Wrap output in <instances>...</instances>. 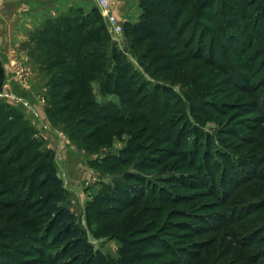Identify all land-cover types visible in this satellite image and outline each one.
Returning a JSON list of instances; mask_svg holds the SVG:
<instances>
[{
    "label": "trees",
    "instance_id": "trees-1",
    "mask_svg": "<svg viewBox=\"0 0 264 264\" xmlns=\"http://www.w3.org/2000/svg\"><path fill=\"white\" fill-rule=\"evenodd\" d=\"M137 5V19L124 21L122 31L143 74L132 69L115 46L104 50L106 31L95 6L71 7L47 17L31 40L48 53L45 68H59L49 79L50 92L58 99L54 111L70 113L69 105L77 97L82 119L87 117L80 124H97L94 133L80 134L83 144L95 132L117 124L131 131L130 145H125L130 156L140 146L139 141L133 144L135 140L150 142L154 148L167 143L161 157L136 161L138 170L126 174L133 185L113 181L95 193L86 210L89 223L106 231L115 220L113 214L94 221L97 212L91 206L98 200L112 206L118 201L115 216L133 202L153 201L152 208L147 205L151 213L142 226L134 227L132 237H122L125 245L117 257L96 248L68 205L69 194L52 154L42 151L23 115L0 101V264H264V248L251 255L238 251L226 263L216 261L214 249L202 255L214 240L219 239L220 247L224 243L216 231L214 237L189 246L158 234L161 224L155 233L151 231L155 220L172 215L167 207L180 197L178 187L201 188L217 199L211 204L218 209L200 214L201 227L186 235L220 227L226 229L221 233L236 234L232 241L243 248L264 243V198L239 193L240 189L251 193L248 184L253 180L256 190V182L264 185V0H138ZM134 80L138 82L133 89ZM93 84L115 100L98 102ZM143 87L149 88L147 101L137 97ZM230 109L253 113L246 121L256 123L248 127L247 135H238L235 127L203 129L202 123ZM228 121L236 118L230 116ZM119 152L91 165L107 171L113 164L130 162ZM14 206L27 210L18 221L15 209L9 212ZM177 224L188 225L183 221L173 226ZM232 227L250 228L239 233ZM141 244L151 249L138 253ZM161 254L171 258L155 259Z\"/></svg>",
    "mask_w": 264,
    "mask_h": 264
},
{
    "label": "rangeland",
    "instance_id": "rangeland-1",
    "mask_svg": "<svg viewBox=\"0 0 264 264\" xmlns=\"http://www.w3.org/2000/svg\"><path fill=\"white\" fill-rule=\"evenodd\" d=\"M137 4L138 0L110 1V13L113 14L120 23L121 34L119 36L111 34L107 31L104 25L106 31V35H104V38H106L107 41L104 50L109 52L111 48L115 46L120 52L123 53L125 58H127L129 63L131 64L132 69H135L136 71L142 73V69L137 65V60L132 55V51H130L127 39L123 35L122 23L127 20L121 19L117 12L118 6H125V9L130 8L132 10V12H130L132 13V17L128 19V21H135L140 12ZM47 17L49 16H46L41 20V24ZM38 22V19L33 20L30 23V26L32 28L29 26L31 29L29 28L28 32L25 31L26 29H28V27H25L26 29H23V35L27 33V43L23 44L24 39H21L18 40L19 43H11L7 47V52L3 50L0 51V56L2 55L4 64H6L8 67V73L7 71L5 72V81L7 82V84L6 87H4L3 93L0 94V101L3 102L5 106L7 105L9 108H11L9 110L21 113L23 115L24 120L32 128L33 135L40 141V147L42 151L48 150L50 156L52 154L56 171L62 177L64 186L66 187L69 194V207L75 213L80 223L87 229L88 237L93 245L103 251V253L107 254V256L115 258L119 253V247L125 245L121 240L122 237H132L131 231L134 229V227L142 226V220L147 217L146 215L151 213V211L147 209V205H150L152 208L155 202H145L143 200L133 202L132 205L124 213L117 214L115 216L117 211L115 206L118 205L117 200V204L114 203L113 206L108 202L98 200L97 204H93L91 206L93 210L97 212L95 213L94 217L95 222L104 221L110 215L112 216L114 214L112 218H115V220L111 222L108 228L105 227L106 231H104L103 226H101L102 231L98 227L96 230V225H93V223H89V218L86 214L88 204L91 203V200L94 199L95 193L98 192V190H100L102 187H105V183L111 184L116 182L120 185H125V183L128 182L129 184L134 183L127 179L126 174L128 173V171H136V169L138 170L136 161L141 157L151 158L152 155L153 157H161L160 155L163 154L165 147H167V143L159 144V148H154V146L150 142H146L144 140H135L133 144L136 141H139L137 143L140 146L136 147V154H132L130 156L126 153L128 149L125 145H130L129 141L132 140V135L130 133L131 131H127V129H125L126 126L117 124L114 128L106 127L99 130L98 132H95V134L90 136L88 142L86 144H83L81 140L84 135L80 134H85L87 133V131H89V133H94L93 130L97 127V124H92L91 126L80 124L79 120L86 121L85 118L87 117L82 119V117L85 115L82 112L81 106L78 105L79 100L77 99V97H75L69 105V111H71L70 113L58 115L56 113V110L54 111V104L56 101H58V99H56L50 92L49 79L53 74L58 73L59 68L58 66L57 68H53L52 70H48L49 68H45L50 62V58H47L49 57L48 53L44 52V50L35 48V44L31 40L32 34L34 36V33L36 32L38 27L41 26V24L39 26H36ZM19 44H21V47L19 46ZM18 47H20V50H18ZM52 51L54 52V50ZM25 54L32 59L24 57ZM35 65L38 68L39 73L37 71L32 73V68L35 67ZM21 70H24L23 74H25L26 72L28 75H24V77H21ZM143 76L148 79L146 74H144ZM134 82L135 84L133 85V89L136 88V84L138 81L134 80ZM93 87L95 90V97L98 102L102 103L108 100H115L114 95H104L102 91L99 92V90H97L98 86L96 87V84H93ZM173 88L174 90L178 91L177 86H174ZM75 90L76 94L78 90ZM55 92L59 94V91ZM65 92L66 90H63L62 94ZM146 92H149V88L147 89V87H143L142 91L137 95V97L141 98L144 101H147L148 96L146 95ZM147 105L149 106V101ZM10 114L11 112H9V115ZM223 114L224 115H221L220 117L215 116V120L212 122L206 121L202 123L203 129L209 132H214L217 129H232L233 127H235V129H237L238 135L245 136L249 133L248 127L256 123L246 121L251 118V116H253V113L243 114L240 109H230L228 110V112H225ZM230 116L236 118V121H228V118ZM239 120H241L242 122H240ZM190 122L193 121L190 120ZM233 142L236 141L233 140ZM123 147L126 148V150L122 151L124 149ZM170 149L172 148L169 146L167 151H170ZM262 151H264V149ZM117 152H122V154H124L126 158L130 157V162H124L120 165L113 164V166H111L112 169H108L107 171L97 169L91 165L92 161L101 160L102 158H104V156L116 154ZM175 158L176 155L172 156L170 161L174 160ZM163 168H168V166H162V170ZM155 171V174H161L158 170ZM125 179H127V182L125 181ZM255 181L256 180H253V182H250L248 184L249 188H251V193H244L241 189L239 190V193L241 192V194L245 196L251 198L253 197V199H257L260 197L263 199L264 185L256 182V190ZM178 193H180L179 195L181 198L179 197L175 202L168 203L167 209L170 210L172 215L167 217L166 219V214H164L162 218H160L159 220H155V223L152 224L153 228H151V231H156V229L159 227V224H161V232H158V230L156 232L158 234H163L162 236L165 237V239L169 238L177 245L182 246L194 245L199 241L210 239V237H214V233L217 232L219 235H221L216 238L222 239L224 243L220 247V244L218 242L219 239L214 240L212 244H209L202 249V255L206 256L208 254L207 251H211L212 249H214L217 251L216 261H221L224 263H226V261L232 255H236L238 251H241L242 253L243 250L244 255H251L253 252L260 251L264 248V243L261 242L255 243L251 247L250 245H247L246 248H243L242 246H239L237 240H235V242L232 241L235 236L237 237L236 234L226 235L224 234L226 229L224 228L225 230H219L220 227L218 228V230L206 229L205 231H199L192 236L186 235L187 233L192 234L193 232H195L193 231L195 229H192L193 227H201V223L203 222L199 221L200 214L215 212L218 209V206L213 207L214 204H211L216 203L217 199L214 196L209 195L201 188L182 189L178 187ZM5 196L9 200L12 199L11 193H7L5 194ZM14 209L15 221H18L19 219L23 218L25 214H27V210L23 208L20 210L15 206L14 208H11L9 212L13 211ZM177 211H181L182 214L178 216ZM184 214H188L190 215V217L181 216ZM183 221L186 222L189 227L188 225L180 226L178 224L177 227L173 226V224ZM249 228L250 227H232L233 230L239 229V233H244ZM220 231H223L224 233L222 232V234ZM94 232L97 233V235ZM164 233H166L167 236H165ZM134 237L137 238L138 235ZM141 246L143 247H140L141 250H138V253H142L145 249H151L147 246V244H141ZM162 258L170 259L171 257L164 254L155 257V259ZM20 259L21 256L19 260Z\"/></svg>",
    "mask_w": 264,
    "mask_h": 264
},
{
    "label": "crops",
    "instance_id": "crops-1",
    "mask_svg": "<svg viewBox=\"0 0 264 264\" xmlns=\"http://www.w3.org/2000/svg\"><path fill=\"white\" fill-rule=\"evenodd\" d=\"M92 6L93 4L90 0H0V51L7 52V47L11 43H19L18 40L21 39L25 40H23V44L27 43V33L23 35V29L28 27L25 30L28 32L31 27L30 23L35 19L39 20L38 24H36V26H39L41 20L46 16H58L66 13L71 7H81L84 10H88ZM117 12L123 20H128L132 17V13H130L132 10L130 8L125 9V6H118ZM19 46L21 47V44ZM20 47H18V50H20ZM24 57L32 59L26 54ZM0 59L5 72L7 71L8 73V67L4 64L2 55ZM35 71L38 72L36 65L32 68V73Z\"/></svg>",
    "mask_w": 264,
    "mask_h": 264
},
{
    "label": "built area",
    "instance_id": "built-area-1",
    "mask_svg": "<svg viewBox=\"0 0 264 264\" xmlns=\"http://www.w3.org/2000/svg\"><path fill=\"white\" fill-rule=\"evenodd\" d=\"M90 1L92 2L93 6H95L98 9V11L100 12V15L103 18L104 25H105L107 31L113 35L119 36L121 34V25L118 22V20L115 18V16L110 13V9H109V3L112 0H90ZM21 71H22V73L20 74L21 77L22 76L24 77V75H26V76L28 75L26 72H25V74H23L24 70H21ZM5 82L6 81H4V84H3V90L7 84V82L6 83Z\"/></svg>",
    "mask_w": 264,
    "mask_h": 264
},
{
    "label": "water",
    "instance_id": "water-1",
    "mask_svg": "<svg viewBox=\"0 0 264 264\" xmlns=\"http://www.w3.org/2000/svg\"><path fill=\"white\" fill-rule=\"evenodd\" d=\"M5 76H6L5 69H4L2 61L0 59V94H2V92H3V84H4V81L6 78Z\"/></svg>",
    "mask_w": 264,
    "mask_h": 264
}]
</instances>
